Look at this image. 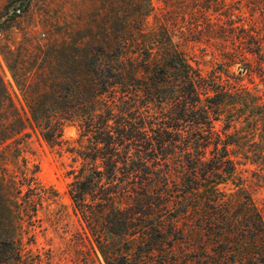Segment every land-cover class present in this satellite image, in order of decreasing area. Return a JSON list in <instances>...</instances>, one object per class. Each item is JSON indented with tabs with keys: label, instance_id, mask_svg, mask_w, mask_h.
I'll return each instance as SVG.
<instances>
[{
	"label": "trees",
	"instance_id": "16d2710c",
	"mask_svg": "<svg viewBox=\"0 0 264 264\" xmlns=\"http://www.w3.org/2000/svg\"><path fill=\"white\" fill-rule=\"evenodd\" d=\"M141 1L128 20L105 10L108 22L89 39L39 44L45 59L34 71L10 65L23 103L7 92L0 154L10 158H0V219L9 233L1 246L7 258L19 256L20 228L44 198L36 167L29 171L24 161L21 175L7 172L20 152L14 144L27 125L60 144L62 126L74 122L80 145L73 151L82 162L68 194L92 257L105 264H264V220L229 149L239 135L225 131L230 119L223 131L215 127L234 93L177 43L153 38L152 6ZM240 31V48L254 53L264 77V23Z\"/></svg>",
	"mask_w": 264,
	"mask_h": 264
},
{
	"label": "rangeland",
	"instance_id": "374dc122",
	"mask_svg": "<svg viewBox=\"0 0 264 264\" xmlns=\"http://www.w3.org/2000/svg\"><path fill=\"white\" fill-rule=\"evenodd\" d=\"M260 1L150 0L152 9L147 20L153 38L164 36L166 41L169 38L177 43L205 76H215L217 82L234 93L224 101L215 127L223 131L230 119L225 131L239 135V143L231 144L229 149L240 161L237 169L245 176L264 220V77L256 68L258 58L254 53L240 48V27L256 28L264 23ZM141 2L0 0V130L8 119L7 92L17 105L23 103L10 65L21 73L34 71L45 59L39 44L89 39L108 22L105 10L128 20L137 6L146 4ZM24 133V140L14 144L20 150L14 151L16 166L8 160L7 172L15 170L21 175L17 165L23 168L24 161L29 171L36 167L34 175L44 189V198L32 221L20 228L19 256L7 258L1 241L9 229L0 219V264H105L98 253L95 258L88 250L85 223L75 213L68 194V185L82 162L73 151L80 145L77 123L66 122L62 126L60 144L48 143L28 125ZM2 147L3 144L0 150ZM4 156L9 157V153L0 154V158ZM3 210L1 205L0 213L5 216Z\"/></svg>",
	"mask_w": 264,
	"mask_h": 264
}]
</instances>
